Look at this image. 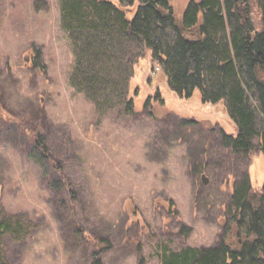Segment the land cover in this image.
Returning a JSON list of instances; mask_svg holds the SVG:
<instances>
[{
  "label": "rangeland",
  "instance_id": "rangeland-1",
  "mask_svg": "<svg viewBox=\"0 0 264 264\" xmlns=\"http://www.w3.org/2000/svg\"><path fill=\"white\" fill-rule=\"evenodd\" d=\"M188 1L170 2L179 25ZM250 18L259 30L257 0ZM72 64L60 0H0V219L36 225L22 242L0 237L3 261L90 264L97 248L100 264H162L167 250L235 242L231 195L245 180L261 191L264 155L257 140L246 154L223 145L237 134L225 102L174 93L148 50L133 112L100 111L70 86Z\"/></svg>",
  "mask_w": 264,
  "mask_h": 264
},
{
  "label": "trees",
  "instance_id": "trees-1",
  "mask_svg": "<svg viewBox=\"0 0 264 264\" xmlns=\"http://www.w3.org/2000/svg\"><path fill=\"white\" fill-rule=\"evenodd\" d=\"M257 1L259 30L250 18V0H189L180 25L171 0H60L61 28L73 56L70 86L100 111L133 112V69L150 50L174 93L189 98L198 90L203 102H225L237 128L236 136L222 131L227 149L246 154L257 140L264 155V0ZM35 143L47 157L40 136ZM231 200L235 242L167 250L162 264H264V181L257 194L245 180ZM35 229L21 213L0 219V237L22 242ZM100 251L95 249L90 264H100ZM0 264H6L1 249Z\"/></svg>",
  "mask_w": 264,
  "mask_h": 264
}]
</instances>
